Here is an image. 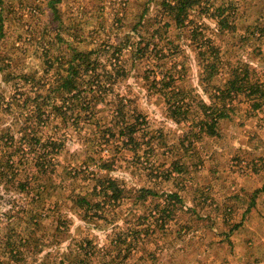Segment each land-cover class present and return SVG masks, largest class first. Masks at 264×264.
I'll return each mask as SVG.
<instances>
[{"label": "rangeland", "instance_id": "obj_1", "mask_svg": "<svg viewBox=\"0 0 264 264\" xmlns=\"http://www.w3.org/2000/svg\"><path fill=\"white\" fill-rule=\"evenodd\" d=\"M161 1L0 0V48L16 72L40 74L46 58L65 64L74 49L101 50L105 41L132 46L141 34L144 42L159 38L170 82L164 88L144 79L147 63L125 47L112 60L125 75L110 80L112 90L96 106L100 123L109 119L106 107L117 105L145 119L135 135L137 154L126 150L127 159L115 162L110 172L127 187L155 191L135 211L125 204L119 213L120 225L131 221L137 230L124 236L133 247L127 258L115 247H124L122 243H112L120 225L115 230L113 224L108 229L90 225L68 195L91 192L99 163L89 169L81 165L89 172L69 179L73 169L81 170L85 152L92 150L98 157L106 152L103 146L84 147L89 127L82 122L74 130L57 128L54 134L50 124L44 129L64 142L53 160L56 183L64 184L63 190L38 198L18 194L12 205L3 207L9 195L0 188V247L7 230L27 233L31 240L17 263L3 260L0 252L2 264H264V97L257 108L243 94L220 107L213 93L235 67H247L250 81L264 84V0H209L225 9L223 25L210 11L197 10L190 14V28L181 31L163 25L171 18L159 9ZM159 25L156 33L153 28ZM196 41L209 46L208 60L219 62L212 77L198 59ZM207 105L216 118L209 133L198 125ZM64 179L74 182L71 188ZM170 191L178 192L182 204L173 211V202L164 195ZM85 239L92 241V253H84Z\"/></svg>", "mask_w": 264, "mask_h": 264}, {"label": "trees", "instance_id": "obj_2", "mask_svg": "<svg viewBox=\"0 0 264 264\" xmlns=\"http://www.w3.org/2000/svg\"><path fill=\"white\" fill-rule=\"evenodd\" d=\"M159 6L161 12L171 18L170 24L165 21L163 25L174 26L180 31L190 28L189 24L194 22L190 14L197 10L210 11V15L218 19L221 25L224 23L225 9L209 0H162ZM153 29L159 33L161 27L159 25ZM260 31L264 36V28ZM138 37L132 46L129 44L117 46L115 43L105 41L102 44V54L100 47L82 51L74 49L65 64L60 63L59 60L56 63L53 58H46L47 66L40 74L16 72L11 68L10 62L2 57L4 55L0 48V188L9 195L4 197L3 207L6 204L12 205L13 199L22 195L34 193L36 198L41 195L48 197L55 189L63 190L64 184L58 186L56 183L53 160L61 152L64 142L44 132L49 124L52 129L51 134H54L57 128L66 127L68 130H74L75 126L78 127L79 123L83 122L89 127V133L83 142L84 147L87 150L94 146L106 147V152L102 151L106 157L103 153L102 157H98L96 152L86 151L82 163L78 165L81 170L77 172L75 168L69 176V179H75L81 172L84 177V173L89 171L82 169V166L89 169L92 164H100L98 172L92 176L93 185L90 193L68 194L69 198L82 208L83 216L90 225L98 229L100 227L108 229L113 224L115 230L120 225L117 219L122 218L119 213L123 211L125 204H129V211H135L137 204L155 193L150 187H127L123 180L117 179L110 173L114 170L115 162L120 163V160L127 159V151H130L131 155L137 154L140 142L135 135L141 124L145 123L142 115L136 111L124 110L121 105L106 107L109 119L102 123L97 120L96 115L97 104L106 101L105 96L108 95L109 90H112L110 80H116L118 75L122 77L125 75V70H122L121 66L115 68L116 63L112 62L115 59L113 58L115 52L121 55L120 49L125 47L130 48L129 52L134 53L137 61L145 60L147 63L145 69L147 74L144 75V79L155 85L160 83L161 87L170 88V82L166 81L169 74L165 72L163 62L166 54L164 49L157 47L156 43V39L159 38L144 42L143 35L140 34ZM151 43H153L152 48H150ZM207 49L209 46L206 47L202 42L196 41L198 59L207 72L206 75L212 77L218 71L219 62L215 58L208 60ZM106 65H110L111 68H106ZM248 77L247 67L229 69V76L224 84L213 92L217 102H221L220 107L229 105V102L239 94H243L253 107L260 106L259 100L264 97V84L251 82ZM7 87L10 89H6ZM169 107L173 108V106ZM213 113L211 105L203 109L198 121L200 130L211 132V127L216 124ZM221 116L220 112L218 117ZM18 117L22 118L21 125L18 130H14L13 126L19 121ZM34 125L38 126L35 130H33ZM176 167L173 166L174 169H177ZM57 176L60 177L59 174ZM66 179H64L66 186L71 188L74 182H68ZM261 189L264 191V176ZM164 195L173 202L172 211L182 205L177 191L165 192ZM31 201L33 202L32 199ZM109 211L111 212L107 214ZM164 211L166 208L163 209ZM3 213L7 214L8 211L4 210ZM134 227L131 221H123V224L117 228L120 231L112 238V243L116 245L122 243L124 246H115L118 251L123 252L124 260L133 250L129 240L127 242L128 238L124 236H127L128 230L133 231ZM26 234L15 230L3 232L6 237L3 246L0 247L3 260L17 263L23 259V248L31 241ZM82 244L84 253L88 254V250L92 253L94 245L91 240L85 239ZM2 263L3 261H0V264Z\"/></svg>", "mask_w": 264, "mask_h": 264}]
</instances>
